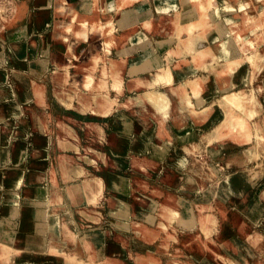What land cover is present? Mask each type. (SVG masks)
Masks as SVG:
<instances>
[{"label": "rangeland", "instance_id": "rangeland-1", "mask_svg": "<svg viewBox=\"0 0 264 264\" xmlns=\"http://www.w3.org/2000/svg\"><path fill=\"white\" fill-rule=\"evenodd\" d=\"M19 1L21 0H0V105L7 103L8 105L5 106L12 107L9 110L12 115L0 119V146L6 147L10 144V138L5 136L11 133L15 134L16 138L25 141V146L22 145L19 149L14 150L11 157L7 149H0V166H4L0 167V246L5 243L1 238V230L10 231L17 241L9 245L11 257L17 251L19 254L22 253L20 255H24L25 260L29 261L18 259L12 260L8 264H116L117 262L107 261L111 244H118L121 247L128 258V264H148L141 258L142 256H139V254L148 252L154 255L156 259L158 258L159 264H167L169 261L171 264H254L257 259L261 258L264 253V198L260 196L261 190H264V140L256 148L259 153L257 160H250L252 154L244 153V146L234 149L242 160L237 162L239 169L236 170L234 167L235 158L230 156V150L226 149L222 143L234 142L229 137L218 139L212 135H207L212 128V123L197 128L199 130L197 139L194 138L196 128L187 132L180 131L175 136L172 133L166 138L165 144L162 146L163 149L159 147L156 149L157 151L152 150L154 145L151 140V131V133L148 131L149 135L147 136V132L144 135L136 130V126H129L127 131L120 135L128 139L127 144L123 147L122 153L114 156L110 150L109 141L110 132L114 129L113 113L105 117L104 132L102 131L96 137V141L102 145L101 156L98 157V160H91L92 152L85 153L81 147L84 138L79 135L75 139L78 143L77 146L70 147L72 151L76 150L73 160L59 163L53 149V144L55 140L57 141L58 126L54 116L57 107L55 103L51 104L50 97H55L62 103L60 109L62 111L69 110V105H66L69 101L71 105L76 102V112L79 113L80 117H83V115L87 116V112H89L88 99H91L92 96L88 90H85L80 92L79 100L74 96L66 98L63 88L67 83L59 81L57 75L53 73H51L50 81L43 77L51 69V53L53 56L56 53L52 41L46 37V31L53 28L58 22L56 14L59 11L58 8L67 12H74L76 8H70L72 6H70L69 1L77 0H53L54 6L52 8L49 6L52 0H49L48 3L42 5L46 7V18L41 16L40 1L28 0L27 18L24 17L21 20L19 29L11 31L10 27L6 26V21L15 12L16 4ZM61 1L65 2L61 3ZM180 2L183 6L182 12L186 6L190 7L191 5V2H182V0ZM213 3V6L217 4L220 9L218 18L221 17L225 23L229 21L226 12L227 7H231L237 12L238 8L240 10L244 4H248L247 9H250L252 15L258 16V10L263 6V0H213ZM240 4L242 5L240 6ZM257 18L261 20L260 16ZM42 19H45L46 23H43ZM257 31L254 34H244L253 40L263 38L264 26ZM259 32L260 35L257 36ZM212 33L213 38L219 37L217 31L212 30ZM13 34L14 36L10 37ZM183 35V32L176 34L177 37L172 38L170 46H175L176 39L178 41L179 37ZM262 43L264 40L260 44L262 45ZM234 45L237 46L238 42ZM158 46L162 54H159L157 50L154 52L161 58L167 50H164L166 47L162 49L159 44ZM48 51L50 54L46 55ZM92 51L95 52L96 50ZM208 63H214V61L209 60ZM46 64V71L43 70L42 74L41 67L43 68ZM97 65L98 62L93 67V76L96 74ZM250 68L246 63L241 65L239 71L235 73L234 81L236 84L238 81L240 83L244 81L243 78L246 73H249L248 71H251ZM40 69L41 72L38 73ZM73 69L69 64L66 71L73 75ZM204 70L208 71V67ZM207 71L205 75H208L207 83H210L211 75ZM124 75L126 77L128 74L125 73ZM36 82H39V86L43 89L41 95L34 91ZM52 85L59 88V90H52L54 91L53 94L47 89L48 86ZM211 86L212 89L214 88L211 93L216 95L213 96L215 100L212 101L214 108L212 115L214 114L213 116L220 119L221 109L217 101L220 93L215 78ZM250 88L251 85L245 87L246 90ZM204 92L205 95H208L210 93L209 87L205 88ZM111 94L116 95L115 92H111ZM19 99L24 102L21 109L16 105ZM81 108L83 109L81 110ZM78 122L79 130L83 131L82 119H79ZM22 131L25 133L24 137H18L22 135ZM177 137L184 141L180 148L175 142ZM233 147L231 146V148ZM64 149L68 148L64 147ZM221 149L223 150L221 151ZM180 152L182 157L179 156ZM148 154L153 155L154 167L141 172L135 171L132 167L133 158ZM231 157L234 161L230 159ZM13 158L14 160L17 158L21 165L24 164L23 173L15 169L17 173L12 174L14 169L8 167L11 164L5 166L4 162ZM95 167L100 171L102 190L98 195L97 203L92 204L95 206H92V209L84 207L86 209L83 208L84 210H82L83 204H88L90 201L85 200V196H83L84 174ZM167 171H169L170 179L163 176L167 174ZM111 175H122L123 185L129 189L126 192V198L127 202L130 203V218L147 225L152 230L150 236L138 237L134 236L130 230L114 227L117 218L110 215L111 213L108 214L110 210L107 198L110 193L119 194L122 191L120 186L119 189V187L116 188L109 183L112 179L110 178ZM236 175H238L236 183H234L235 180L233 182L227 180V178ZM4 179L10 182L9 187L14 189L12 193H4V185L2 184ZM54 181L57 182L54 183ZM216 181L221 183L220 191L218 190L219 186L215 190ZM201 183L203 187L216 191L217 195L229 190V188L235 189L234 195L230 193L231 199L224 202L229 214L228 218L216 222L207 231H200L199 224L195 220L197 211L193 205L201 195ZM16 189L19 195L22 192L20 197L24 199V204L20 207L21 218L16 216L18 223L21 219L22 222L15 226L12 224L13 220L11 223L8 220L14 216V212L19 210V208L16 209L17 200L14 194ZM150 189L157 191V195L153 198L155 200L153 209L147 211L145 208L135 206V195ZM165 189L177 193L188 203V205L181 207L184 211L183 215L174 218L169 216V212H166L163 202H161L162 193H158ZM54 196L59 197V200H54ZM28 199L34 200V202H30ZM78 199L79 202L83 201L80 208L77 207L81 204L78 202L79 205H77ZM86 210H90L89 212L96 218L87 217L91 214L89 212L86 214ZM159 210L165 214L164 217L162 216L163 224L160 225L162 228L157 224L161 220ZM169 218L171 219L168 221ZM172 219L175 221L173 222ZM55 221L57 224L53 229L52 223ZM63 223L71 230L68 237H65L61 232ZM126 223L128 225L130 221ZM238 224H243L240 232L237 229ZM91 229H97L101 232L96 242L89 241L87 237L84 238L83 236L85 232ZM47 230L49 234L46 235ZM174 232L175 234H173ZM225 238L232 239L239 248V257L232 254L229 248H224L222 240ZM244 244L249 247L248 251L243 250ZM261 244H263L262 249L258 246ZM204 245L213 247L214 254H203L201 248ZM52 247L55 250L51 249ZM67 257H72L73 260L69 261ZM244 260L246 261L244 262ZM78 261L80 263H77ZM0 262L5 263L1 259Z\"/></svg>", "mask_w": 264, "mask_h": 264}, {"label": "bare ground", "instance_id": "bare-ground-1", "mask_svg": "<svg viewBox=\"0 0 264 264\" xmlns=\"http://www.w3.org/2000/svg\"><path fill=\"white\" fill-rule=\"evenodd\" d=\"M39 1L42 10L41 16L46 18V7L42 5L48 3L49 0ZM63 2L61 1V3ZM182 2H191L189 11L173 10L172 13L161 12L157 15H152L150 12V0H77L69 1L72 6L70 8H76L74 12L58 8L59 11L56 12L58 22L53 28L46 31V37L56 43L61 51L51 56V69L43 77L50 81L51 73H53L57 75L59 81L67 83L63 88L66 98L74 96L79 100L80 92L85 90H88L92 96L91 99H88L89 112L82 120L83 131L79 130L76 105L69 104V101L68 104L66 103L67 106H70H68L69 110L57 109L54 111L58 129L57 141L55 140L53 149L59 163L73 160L76 150L72 151L70 147L77 146L78 143L75 139L79 135L84 138L81 147L85 153L92 152L91 160H98V157L101 156L102 145L96 141V137L102 131L104 132L105 117L113 113L114 129L110 132L109 141L110 150L114 156L122 153L123 147L127 144L128 139L120 135L127 131L129 126H136V130L141 134L145 135L147 132V136L151 131V140L154 145L152 150L157 151L156 149L159 147L163 149L162 146L165 144L166 138L174 131L187 132L196 126L205 127L212 123V128L207 135L218 139L229 137L234 142L222 143L226 149L230 150V156L235 158L234 167L236 170L239 169L237 162L241 160V156L237 155L234 150L237 147L244 146V153L252 154H249L250 160L259 159L256 148L264 140V43L260 44L264 37L253 40L247 35L245 36L244 33L254 34L264 26V0L263 6L258 10L261 20L257 18L258 16L252 15L250 9L243 7L240 10L238 8L237 12L230 11L227 23L223 22L221 17L218 18L220 9L217 7V2H215L216 6H213V0H182ZM131 4L133 5L131 10H124L126 5ZM27 5L28 0H21L16 4L15 12L6 21V26L10 27L11 31L19 29L21 20L24 17L27 18ZM84 10L87 11L84 12ZM79 14L84 15L79 17ZM136 14L141 18L137 20ZM42 21L46 23L45 19ZM212 30L217 31L218 38H213ZM182 32L184 35L180 36L178 41L176 39L175 46L169 47L168 45L171 43L169 39L177 37L176 34ZM257 34L259 36L260 32ZM12 36L14 34L10 37ZM151 40L158 42L161 48L168 46L161 58L156 55L154 48L149 46ZM237 42L238 45H234ZM209 60L214 63H208ZM96 62H98L97 76L96 74L93 76V67ZM244 63L251 67V71H248L251 85L249 90L243 87L236 88V82L233 80V75ZM69 64L74 68L73 75L66 71ZM127 64L130 66L129 77L124 75L127 72ZM206 67H210L208 70L219 84L221 94L217 101L222 112L220 119L212 115L213 104L205 103L203 92L206 79L198 75L197 69H206ZM34 85L35 93L43 94L39 82ZM54 89L59 90L57 86L53 87ZM111 89L115 90V96L109 95ZM122 95V99H117ZM60 104L62 103L60 102ZM5 105L8 104L1 103L0 105V119L12 115L9 113L12 107ZM231 146L234 147L231 148ZM64 147L68 149H64ZM152 156L151 154L135 156L132 167L137 172L154 167ZM98 168L101 167L98 166ZM98 168L89 169L84 174L83 196H85V200L90 201L88 204H83L82 210L86 209L84 207L92 209V206H95L92 204L97 203L98 195L101 193L102 183ZM169 171L163 175L167 179H170ZM16 173L17 171L14 169L12 174ZM121 177L122 175H111L112 179L109 182L116 188L120 186L121 189L120 187L119 189L122 191L119 194L110 193L107 198L110 210L108 214L111 213L110 215L117 218L114 227L130 230L134 236H150L152 230L147 225L130 218V203L126 198V192L129 189L123 185ZM237 177L238 175L229 177L230 179L227 178V180L231 182L235 180L234 183H236ZM27 183H29L28 180ZM200 185L201 195L193 203L197 211L195 220L199 224L200 231H207L216 222L228 218L229 214L224 202L231 199L230 193L234 195L235 189L229 188L217 195L213 189L203 187L202 183ZM220 185L221 183L216 181L215 190L219 186L218 190L220 191ZM156 193V189L137 193L134 198L135 206L145 208L147 211L153 209L155 202L153 198L157 195ZM158 193H162L161 202H163L166 212L170 213L169 216L177 218L184 214L181 207L188 203L184 201L183 197L170 189ZM260 196L264 198V190H261ZM57 199L59 200V197L54 196V200ZM78 202L79 199L77 205L81 204L77 207L80 208L83 201L81 200L79 204ZM89 211L84 212L87 214ZM89 213L91 215L87 217H94L91 212ZM164 215L159 210V217H161L157 223L159 226L163 224ZM127 221H130V224L127 225ZM172 221L175 220L172 219ZM56 224V221L52 223L53 229ZM242 225H237L239 232L242 231ZM97 229L85 232L84 238L87 237L89 241L93 242L98 241L101 232ZM61 232L65 237L71 234V230L64 223ZM1 238L5 243L0 246V259L5 263L0 262V264H8L10 261L18 259L25 260L24 255H20L22 253L19 254L17 251L11 257L9 245L17 241L10 231L3 230ZM222 243L224 248H229L236 257L240 256V250L232 239L225 238ZM258 246L262 249L263 244ZM242 248L246 251L249 249L245 244ZM51 249L55 250L53 247ZM201 250L203 254H214L215 252L209 245H204ZM139 256H142L141 258L148 264H159L158 258L156 259L149 252L139 254ZM67 258L69 261L73 260L72 257ZM127 259L118 244L110 245L107 261L128 264ZM167 264H171V262L169 261ZM254 264H264V253Z\"/></svg>", "mask_w": 264, "mask_h": 264}, {"label": "crops", "instance_id": "crops-1", "mask_svg": "<svg viewBox=\"0 0 264 264\" xmlns=\"http://www.w3.org/2000/svg\"><path fill=\"white\" fill-rule=\"evenodd\" d=\"M113 1V0H112ZM181 0H164V1H161V0H150V12H151V14L152 15H157L158 13H161V12H166V13H172V12H174V11H176V10H179V11H181L182 12V7L183 6H181L182 4H181V2H180ZM156 4H155V3ZM175 2V3H174ZM165 3V4H164ZM49 6H50V8H52L53 6H54V3H53V0L51 1V3L49 4ZM174 6V7H173ZM245 8V7H247L246 6V4H245V6L243 5L242 6V8ZM133 8V5L131 4V5H126L125 7H124V10H127V11H129V10H131ZM231 8V7H230ZM227 9L226 10V12H227V15H228V17L230 16V11L231 12H234L235 10H233L232 8L231 9ZM174 10V11H173ZM189 11V6L187 7H185L184 8V11ZM87 10H84V12H86ZM83 12V13H84ZM236 12V11H235ZM84 15V14H83ZM83 15H80L79 14V17H81V16H83ZM137 20L138 19H140L141 17L138 15V14H136V17H135ZM214 38H217V37H214ZM169 40H171V43H172V39H169ZM153 41V42H152ZM85 44V43H84ZM83 44V46H85ZM52 45H54V47H55V50H56V53H59L60 51H61V49H60V47L56 44V43H54V42H52ZM149 46H151L152 48H154V50H157L158 51V53L159 54H162V51H160L161 49L159 48V46H158V44H157V42L155 41V40H151L150 42H149ZM168 46H170V44L168 45ZM156 48V49H155ZM165 48V47H164ZM163 49V48H162ZM168 48H167V46H166V48L164 49L165 51L167 50ZM55 53V52H54ZM55 53V54H56ZM48 54H50V52L48 51V52H46V55H48ZM51 56H52V53H51ZM48 61V60H47ZM47 64H48V62H46ZM47 64L46 65H44L43 66V68L41 67V69H42V72H41V69L38 71V73H42L43 74V72L44 71H46V67L45 66H47ZM49 67V66H48ZM48 67H47V69H48ZM127 68H126V70H127V72H126V74H128V75H126L127 77H129V75H130V66H129V64H127V66H126ZM200 69V68H199ZM208 69H210V68H208ZM240 69V68H239ZM239 69H238V71H239ZM44 70V71H43ZM207 71V70H206ZM206 71H204V68H201L200 70H198L197 69V73H198V75H201V76H203L206 80H205V84H204V91H205V88H208L209 87V89H210V93H208V95H205V92H203V94H204V98H205V103L206 104H210V103H213L212 101L213 100H215V98L213 97V96H216L215 95V93H211V90H214V88L212 89L211 87V85H213V81H214V76L212 75V73L210 72V70H208L207 72L211 75L210 76V79H209V81H210V83H207V79H208V75H205V72ZM71 72V71H70ZM138 73H139V71H138ZM243 74H245V73H243ZM247 74V73H246ZM234 77H235V74L233 75ZM216 79V78H215ZM240 79V78H239ZM244 81H241V83H240V81H238V83L236 84V88L237 87H243V88H245L246 86H249L250 87V82H249V73L247 74V76H244ZM213 80V81H212ZM234 80V79H233ZM218 83V82H217ZM48 90H49V92H53L52 90H53V85L52 86H48V88H47ZM217 89H218V91H219V93L221 94V92H220V89H219V84H218V86H217ZM111 92L113 93V92H115V90H112L111 89V91H110V94H111ZM208 92V91H207ZM53 94V93H52ZM210 94H211V96H210ZM112 95V94H111ZM113 96V95H112ZM220 96V95H219ZM54 98V99H53ZM120 99H122L123 98V95L122 96H120L119 97ZM218 98V97H217ZM50 99H51V104L53 105L54 103H55V105H56V107H57V109L58 110H60L61 109V104H60V102H59V100H56L55 99V97H50ZM207 100V101H206ZM8 101V100H7ZM55 101V102H54ZM58 102V103H57ZM8 103H9V101H8ZM75 103L76 102H74L73 104L75 105ZM16 105L18 106V107H20V109H21V106L22 105H24V102L21 100V99H19L18 100V102H16ZM62 111V110H61ZM79 114V113H78ZM76 115V116H79V117H77V118H79V119H85L86 118V116H84L83 115V117H80V115ZM220 114H221V116H222V112H220ZM214 115V114H213ZM194 128H196V135H195V139H197L198 138V136H199V134H198V132H199V130L197 129V128H202V127H200V126H196V127H194ZM201 132H203V130H200ZM37 132V131H36ZM27 133V132H26ZM180 133V131H174V136L175 135H178ZM24 131H22V135H19L18 137H21V138H23L24 137ZM7 135H9V136H7ZM5 137H7V138H10V140H11V142H10V144L9 145H7L6 147H4V146H0V149L1 150H6L7 149V151L10 153V154H12L13 153V151L15 150V149H19V147H22V145H24L25 146V141L24 140H22V139H18V138H16V136H15V134H13V133H11V134H7ZM175 142H176V144L177 145H179V148H180V145H182V143L184 142V141H181V139H179L178 137L177 138H175ZM246 146V145H245ZM12 155H10V157H11ZM180 157H182V153L180 152V155H179ZM179 158V157H178ZM178 162H179V160H178ZM21 162L18 160L17 161V158L14 160V158L13 159H9L8 160V162L7 161H5L4 162V164H5V166L8 164V165H10V166H8L9 168H13V169H16V170H19V172H22L23 173V165H21L20 164ZM0 167H4V166H0ZM22 169V170H21ZM3 181V180H2ZM57 181H54V183H56ZM9 181H7V179H4V181L2 182V184L4 185V193H12L13 191H14V189H11V187H9ZM8 185V186H7ZM21 188L19 187V190H20ZM19 192H18V190L16 189L15 190V192H14V194H15V198H16V209H18L19 208V210L17 211V212H14L15 214H14V216H12V217H10L9 218V220H8V222H10L11 223V220H13L12 221V224H14L15 226L16 225H18L20 222H22V219L20 220V222L18 223V221H17V219H16V216L18 215V216H20L21 215V213H20V207L24 204V199H22L20 196H21V193H20V195L18 194ZM57 197V196H56ZM58 198V197H57ZM30 202H34V200H31V199H28ZM58 200V199H57ZM50 209V208H49ZM26 215V214H25ZM60 215V214H59ZM37 217V216H36ZM20 218H21V216H20ZM60 218V217H59ZM74 220H75V218H74ZM75 222V221H74ZM48 227H50L49 225H48ZM1 232L3 233V231L1 230ZM14 232V231H13ZM47 234H49V232H48V230H47V232H46V235ZM46 245H47V243H46Z\"/></svg>", "mask_w": 264, "mask_h": 264}]
</instances>
